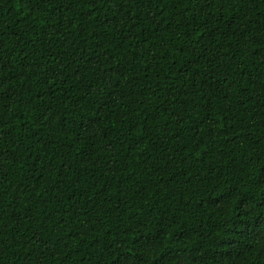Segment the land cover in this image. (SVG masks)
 Segmentation results:
<instances>
[{"label": "trees", "instance_id": "obj_1", "mask_svg": "<svg viewBox=\"0 0 264 264\" xmlns=\"http://www.w3.org/2000/svg\"><path fill=\"white\" fill-rule=\"evenodd\" d=\"M0 264H264V0H0Z\"/></svg>", "mask_w": 264, "mask_h": 264}]
</instances>
